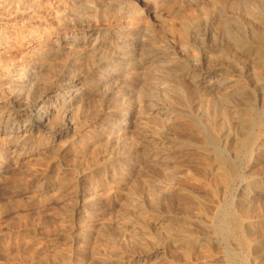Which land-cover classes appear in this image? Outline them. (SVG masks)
Wrapping results in <instances>:
<instances>
[{"label": "rangeland", "instance_id": "obj_1", "mask_svg": "<svg viewBox=\"0 0 264 264\" xmlns=\"http://www.w3.org/2000/svg\"><path fill=\"white\" fill-rule=\"evenodd\" d=\"M246 1L0 0V264H264Z\"/></svg>", "mask_w": 264, "mask_h": 264}, {"label": "bare ground", "instance_id": "obj_2", "mask_svg": "<svg viewBox=\"0 0 264 264\" xmlns=\"http://www.w3.org/2000/svg\"><path fill=\"white\" fill-rule=\"evenodd\" d=\"M233 1V0H232ZM248 1V0H247ZM246 1V2H247ZM256 1V0H255ZM136 2V1H135ZM244 2V1H243ZM237 3V2H236ZM253 3V2H252ZM257 3V2H256ZM258 3L260 4V7H262L263 9H264V0H259L258 1ZM257 3V4H258ZM225 4V3H224ZM223 4V5H224ZM240 4V3H239ZM244 4V3H243ZM246 4V3H245ZM239 6V5H238ZM254 6H255V4H254ZM257 6H259V5H257ZM240 7V6H239ZM250 7V6H249ZM252 7V6H251ZM233 8V7H232ZM258 8V7H257ZM257 8H255V10L257 9ZM220 9V8H219ZM231 9V8H230ZM239 9V8H238ZM247 9V8H246ZM194 10V9H193ZM216 10H218V9H216ZM223 10V9H222ZM236 10H237V8H236ZM262 10V9H261ZM141 11H142V13H144L145 15H148V16H150L151 18L153 17L154 19L156 18H160L159 16L161 15V7L158 5V4H156V3H145L143 6H142V8H141ZM218 11H220V10H218ZM224 11V10H223ZM259 11V10H258ZM262 11H264V10H262ZM225 12V11H224ZM229 12V11H228ZM233 12V11H232ZM236 12V11H235ZM257 12V11H256ZM130 13V12H129ZM189 13V12H188ZM212 13V12H211ZM222 13V12H221ZM133 14V13H132ZM227 15H228V13H226ZM230 14V13H229ZM234 14V13H233ZM255 14V13H254ZM131 15V14H130ZM219 15V14H218ZM224 15V14H223ZM238 15V14H237ZM220 16H221V14H220ZM232 16L233 15H228V18L227 19H230V18H232ZM239 16V15H238ZM212 17V16H211ZM219 17V16H218ZM259 17V16H258ZM210 18V17H209ZM221 18V17H220ZM220 18H218V21H219V19ZM234 18V17H233ZM238 18V17H237ZM174 19V18H173ZM216 19V18H215ZM257 19V18H256ZM248 20V19H247ZM254 20V19H253ZM145 21V20H144ZM209 21V20H208ZM211 21V20H210ZM209 21V22H210ZM217 22V21H216ZM236 22V21H235ZM250 22V21H249ZM221 24V23H220ZM225 24V23H224ZM247 24V23H246ZM252 25H254V28L256 27L255 26V24H252ZM212 26H213V24H212ZM232 26V25H231ZM234 27V26H233ZM232 28V27H231ZM254 28L253 29H251V30H254ZM215 29V28H214ZM242 29V28H241ZM256 29V28H255ZM246 30H249V27L246 29ZM262 31H264V30H262ZM151 32V31H150ZM244 32H245V30H244ZM206 33V32H205ZM234 33V32H233ZM254 33V32H253ZM42 34V33H41ZM213 34V33H212ZM235 34V33H234ZM261 34V33H260ZM215 35H216V33H215ZM240 35V34H239ZM242 35V34H241ZM171 37V36H170ZM240 38V37H239ZM262 38V37H261ZM177 39V38H176ZM214 39V38H213ZM259 39V38H258ZM241 43H242V45H241ZM240 43V45L241 46H239V54L240 55H242L243 57H245V58H247L249 61H250V63H251V60L252 61H255L256 62V64L257 65H261V63H262V66H263V63L264 62H262V60L260 59V57L258 56V53H259V51H258V47L256 46V44H252V41L251 40H249V36H243V39H242V42ZM44 46V45H43ZM102 50V49H101ZM263 50V49H262ZM238 54V55H239ZM91 56V55H90ZM243 57H241V58H243ZM240 58V57H239ZM238 58H236V60H237ZM138 60V59H137ZM212 60V59H211ZM247 60V61H248ZM209 61V60H208ZM239 62H240V60H239ZM208 63V62H207ZM244 63H246V61L244 62ZM253 63V62H252ZM238 64V63H237ZM243 64V63H242ZM255 64V65H256ZM247 65V64H246ZM250 65V64H249ZM253 65V64H252ZM251 65V66H252ZM221 66V65H220ZM242 66V65H241ZM244 66V65H243ZM245 67H247V66H245ZM255 67V66H254ZM257 67V66H256ZM202 68V67H201ZM235 68V67H234ZM249 68H250V66H249ZM249 68H246L247 70H249ZM253 68V67H252ZM243 71H244V68H243ZM245 72V71H244ZM247 73V72H246ZM194 80V79H193ZM243 85V84H242ZM209 92V91H208ZM217 95V94H216ZM220 96V95H219ZM240 96V95H239ZM229 98V97H228ZM237 98V97H236ZM218 101V100H217ZM141 109V108H140ZM127 124V123H126ZM126 124H123V126L125 125L126 126ZM122 126V125H121Z\"/></svg>", "mask_w": 264, "mask_h": 264}]
</instances>
